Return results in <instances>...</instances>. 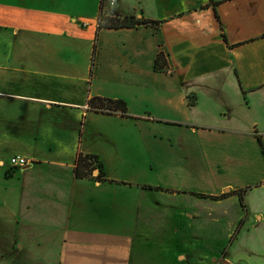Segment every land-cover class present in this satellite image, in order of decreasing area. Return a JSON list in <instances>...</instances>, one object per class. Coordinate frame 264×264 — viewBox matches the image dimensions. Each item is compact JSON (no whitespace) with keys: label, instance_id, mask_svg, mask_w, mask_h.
<instances>
[{"label":"crops","instance_id":"1","mask_svg":"<svg viewBox=\"0 0 264 264\" xmlns=\"http://www.w3.org/2000/svg\"><path fill=\"white\" fill-rule=\"evenodd\" d=\"M110 1L0 0V233L56 235L60 264H127L125 234L84 229L112 209L118 183L185 198L189 220L197 195L224 204L244 190L238 231L264 217V0ZM116 15L160 23L98 28ZM93 97L122 101L125 115L90 111ZM78 154L96 157L105 181L77 179ZM13 155L28 165L10 169Z\"/></svg>","mask_w":264,"mask_h":264},{"label":"rangeland","instance_id":"2","mask_svg":"<svg viewBox=\"0 0 264 264\" xmlns=\"http://www.w3.org/2000/svg\"><path fill=\"white\" fill-rule=\"evenodd\" d=\"M129 175L127 173L119 177L126 180ZM96 176L89 178L96 180ZM133 179L136 180L137 177ZM146 180L148 184L158 183L156 174L149 175ZM118 184V194L116 201H112V209L105 211L103 206L101 216L94 219L96 223L84 226V229L109 230L115 234L120 232L119 237L125 234L131 243L127 264H239L240 254L242 262L247 261L246 257L250 258L248 260L264 258V217L246 218L247 224L238 231L237 225L243 216L239 211L241 204L238 200L224 204L199 200L198 215L190 221L189 218L178 216L177 206L184 203L185 198H172L170 192L162 195L154 190H136L122 186L123 183ZM260 193L254 192L255 200ZM137 194L143 197H137ZM108 196L103 195V201ZM134 204L136 206L132 207ZM41 210V206L33 209L34 212ZM79 228L83 229L81 225ZM44 229L46 228L41 231L47 233ZM3 233H0V264H60V250L54 241L56 235ZM32 238H44V241L40 247H36L37 243L34 244ZM261 238L262 245L255 250V255L241 253L243 248L240 246L243 243H253ZM18 242L22 244L19 248Z\"/></svg>","mask_w":264,"mask_h":264},{"label":"trees","instance_id":"3","mask_svg":"<svg viewBox=\"0 0 264 264\" xmlns=\"http://www.w3.org/2000/svg\"><path fill=\"white\" fill-rule=\"evenodd\" d=\"M215 17L218 20L216 15ZM159 23L160 22L148 21V20L135 21L133 17L121 18L116 15L112 18L101 19V21H99L98 28L99 29L100 28H108V29L130 28V27L135 26L136 24L146 26V27H151V28H157L159 26ZM221 37L224 39L223 32L221 33ZM154 66H155V70H161L166 66L165 58L162 53L157 54L155 58ZM188 105L193 106V101L189 99ZM87 108L93 112H101V113H106V114H113V113L118 112L122 116L125 115V105L122 101H119V100L93 97L87 101ZM95 169L98 170V175L96 176V180L105 181L104 174L101 169V164L97 161L96 157L89 156V155H82V154H78L76 156L73 173L77 179H84V178L91 177L92 172ZM143 188H146L148 190H154V191L161 190L160 188H153V187H143ZM242 192H244V190H240L236 193H233L237 195L239 199V203L241 205H243ZM197 196L201 199H211V200H216V201L225 198V195H220L218 197H211V196H206V195H197Z\"/></svg>","mask_w":264,"mask_h":264},{"label":"built area","instance_id":"4","mask_svg":"<svg viewBox=\"0 0 264 264\" xmlns=\"http://www.w3.org/2000/svg\"><path fill=\"white\" fill-rule=\"evenodd\" d=\"M113 3L114 2L111 0L110 5H113ZM28 162L29 161L23 156L13 155L8 158L7 166L12 170H16L26 167Z\"/></svg>","mask_w":264,"mask_h":264},{"label":"water","instance_id":"5","mask_svg":"<svg viewBox=\"0 0 264 264\" xmlns=\"http://www.w3.org/2000/svg\"><path fill=\"white\" fill-rule=\"evenodd\" d=\"M25 168V167H24Z\"/></svg>","mask_w":264,"mask_h":264}]
</instances>
